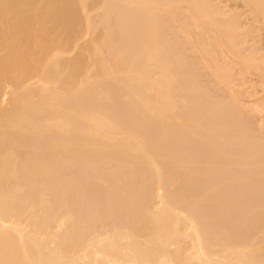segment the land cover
Instances as JSON below:
<instances>
[{
  "label": "rangeland",
  "instance_id": "374dc122",
  "mask_svg": "<svg viewBox=\"0 0 264 264\" xmlns=\"http://www.w3.org/2000/svg\"><path fill=\"white\" fill-rule=\"evenodd\" d=\"M16 1L12 0L13 3ZM50 1L31 0L35 4L33 8L40 11L36 10L40 13L39 19L51 17L49 21L44 19L45 24H41L44 23L43 19L39 21L40 25L38 22L34 23L37 18L33 19L35 15L32 14V17L31 11L33 13L36 11L33 8V10L28 9L26 5L24 6L29 10L27 11L30 15L26 12L29 17L25 14L27 16L24 18L26 17L25 20L32 18L33 22L30 21L38 27L36 31L39 33L45 27L47 31L53 32L48 31L52 37L50 35L47 37L49 41L53 39L48 56L51 59L45 60L48 70L53 67L58 72V68L65 66L68 68L66 72L64 71L66 74L62 72L60 74L66 77L68 73H72L69 71L73 69V65H76L79 71L72 70L77 75L74 73L70 77L68 75L69 80L66 77L64 80L61 78L63 84L58 79L63 76L56 74L52 77L47 73L42 83L44 80L42 78L45 77L41 76L44 72L42 67L44 64H41L42 66L39 64L36 74L34 72L29 76L30 78H27L30 83L27 79L24 81V84L25 82H27L26 85L28 84V86L25 85L27 90L21 88V86L24 88V84L18 85L19 87L15 89L7 86V90L6 85L2 84L1 87L3 86L9 94L12 92L11 97L8 94L9 99L20 95L19 91L22 95L31 88L28 94L32 95L31 101H34L33 105L26 108L25 112L29 113L22 114L21 123L24 119L27 120V128L23 129L24 124L21 123L16 126L14 123L3 122L5 121L3 118L6 117H0L3 119L0 121L5 123L2 129L7 127L12 132L14 128L15 133H12L15 134V139L18 134L16 140H13V137L9 138V143L6 142L9 144L8 148L5 144L3 146L9 151L10 161L15 157H18L15 161L24 158L23 162L18 161V166H15L17 162L14 161L13 163L16 164H13L9 161L17 168V173L12 171L8 174H18L17 177L20 180L24 178L23 170L25 169L31 175L33 172L35 174L36 168L44 167V164L49 168L51 164L46 162L49 158L51 160L48 162L51 163L55 158L58 161L56 166L63 164L64 166L60 167L71 168L70 170L73 166L74 168L78 166L79 169H76L79 172L76 174L78 173L79 177L78 179L77 176L73 177L74 182L66 176L65 182L58 179L55 185V179L52 182L53 174L47 176L52 177L51 180L48 179V182L45 180L47 177L44 179L39 175L44 179V184L50 183L49 188L46 185L45 188L44 186L32 188L35 185L34 181H31L28 187L29 181L26 183L27 181L22 178L21 184L24 183L26 188L18 184L20 180L16 176L17 180L14 181L13 174L12 178L5 176L3 182L0 180V186L5 188V192L10 188L13 190L16 183L21 187L16 188L17 185L13 190L14 193L9 191L11 192L9 195H6L8 192H3L5 193L3 195V189L0 190V195H3L0 197V211L10 225L13 224L17 227L16 229L38 237L34 236L38 241H33L34 238L25 233L30 237L29 241L32 239L31 243L26 242L28 238L23 243L26 245L28 243L29 247L25 245L28 252L31 247L33 249L32 252L30 251L33 257L29 253L31 256L29 258L32 261L41 259L42 264H137L135 254H141L139 257L144 259H140L139 264H264V0H74L73 3L72 0L71 4L66 0L69 5L64 0L66 2V4L62 2L64 6L73 5L74 7L75 3L74 8L79 11V13L75 11L78 14L73 12L76 16L72 13L71 20L67 22L71 24L74 17L75 25L81 24V27L74 25L76 32L81 31L77 33L74 31L75 36L72 33L73 41L71 39L67 41L69 37L63 34L62 28H59L57 23L61 22L62 14L54 8L55 5L53 10L55 9L59 15L55 13V10V12L51 10L53 14L49 11L52 8ZM57 1L61 3L60 0ZM2 2L6 3V6H2L5 8H1L0 11L2 14L6 10V14L9 11L8 16L5 14L8 19L13 15L9 8L14 7L15 4L7 7V1L0 0L1 5H3ZM48 3L50 5H46ZM29 4L32 5L30 2ZM55 4H57L56 1ZM44 6L51 8L43 10ZM26 8L22 9L23 14ZM45 9L53 17L55 14L58 18L53 19ZM41 12L44 17H41ZM2 14H0L1 17ZM12 17L9 19L12 20ZM3 18L2 21L7 20ZM9 19L5 21L6 24L8 21L12 23ZM10 29L13 30V26ZM4 32L7 35L6 31ZM42 33H40L42 40H39L40 35H37L39 38L36 42L29 41L28 36L24 34L28 42L36 43L33 45L39 51L36 50L33 55L37 56L40 53L39 42L46 39L47 32ZM10 35L8 33L9 40ZM20 35L23 37V34ZM26 39L23 42H26ZM9 40H2V42ZM8 44L10 41L6 45ZM1 45H5V42ZM55 45L58 47L57 50L51 48H55ZM2 46L0 47V61L2 60L0 63H3L10 54L3 50L8 51L11 45L8 49L7 46ZM61 47L65 49L64 52L58 51ZM68 47L69 51H66ZM30 49L26 48L27 55H31ZM52 49L55 51L53 52ZM26 51L21 52V55L22 53L26 55ZM56 52L60 55L56 56ZM91 52L94 54H92L93 58ZM74 59L78 60L79 66L77 63L74 64ZM59 60L63 62V65L60 64L59 67L58 64V68L57 66L55 68L53 63L60 62ZM138 70L143 72L138 74ZM38 72L41 77L38 76ZM47 76L53 80L47 79ZM49 80L50 85H48ZM57 80L59 81L56 82ZM64 81H71V83L67 82V84ZM64 84H66L65 88ZM110 84L114 85L117 91H121L111 93L110 91H114L115 87L109 86L110 90L106 86ZM73 85H79V87L73 88ZM92 85L97 88L94 92H99V94L95 93L96 98L98 97L95 102L100 99L103 107H100L102 111L99 110L102 112V115L99 114L102 119L95 114L97 118L93 115L95 118L92 116V119L96 120L93 121V119V123L90 121L94 127L102 129L93 128V130V125L87 123L86 116L82 115L85 120L82 117L75 119L76 121L82 119L87 123V129H78V132H83L81 135L84 138L82 137L81 140L87 136L91 137L90 139L98 137L97 142H94L97 145L95 154L102 153L103 156L100 155L96 163L97 167L93 165L98 156L95 159V155L91 154L93 150L95 151L94 148L86 151V155H84L85 151L81 152L85 160L79 158L80 161L76 159L75 162L73 154H57V150L52 148L57 146L60 137L58 140L50 138L54 137V134L57 135V132L60 136L61 133L64 134L65 137L62 136V139L67 138L69 134L71 137L76 135V132L70 133L72 131L69 124L70 119L72 123L74 122L71 116L74 117L75 113H68L63 107L68 104H62L67 101L69 105L72 104L69 107H74V102L85 99L84 96L87 95L80 96L78 92L88 93ZM49 86L53 92L55 91L54 94L49 91ZM57 89L63 91L58 90V93ZM79 89L81 90L78 91ZM127 89L128 91H124ZM44 90L47 93L50 92L52 97L42 94L45 93ZM91 93L89 92V95ZM39 94L40 97L37 99ZM100 94L101 97H99ZM93 95L92 98L95 97ZM102 95L103 101H101ZM47 97L50 99L46 100ZM51 98H54V101ZM9 99L1 103L0 114L2 111L10 110L12 100L9 101ZM90 99L91 96L88 100H80V105L86 102L84 108L94 107L97 110L99 101L94 103V99ZM109 99L112 101L109 102ZM45 100L47 105H43ZM150 102L164 105V111L162 104L159 109L153 108V113L160 114L161 110L162 115L155 116L152 109L147 108L156 104L151 105ZM51 103L55 105L49 108ZM136 106L139 111L134 108ZM46 109L50 111V114L47 111L43 112ZM51 110L57 113L54 114ZM62 110L68 114H64V111L62 114ZM83 111L85 114L90 112ZM97 113H99L98 110ZM36 114L42 122L38 120L39 118H35L33 122L32 115L36 117ZM44 115L45 119H42ZM53 115H57L55 118L58 117V119L50 120L54 118ZM64 115L66 119H69L70 128L65 127L67 130L63 133L61 128L65 123L62 118H65ZM29 121L34 124L29 125ZM52 121L56 124L51 123ZM78 122L72 124L73 128ZM80 122L83 124V121L80 120ZM7 123L14 125L16 129L12 125L6 126ZM37 127L40 130L36 129ZM41 129L45 131L41 132ZM9 131L5 132L9 133ZM84 133H88L87 136ZM38 137L42 139L41 143ZM24 139L27 140L28 145L31 144L29 150V147L21 145ZM75 139L76 141L71 140L73 143L67 139L65 142L69 145H73L74 142L81 143L77 135ZM139 141L146 142V145ZM24 142L26 143L25 140ZM36 143H39L37 146L43 144L46 149L43 148V151L38 147L36 149ZM16 145H18L17 149ZM47 146H50L49 149L52 150L50 151ZM10 147L14 148L13 151L16 149L15 154H11ZM143 147L144 150H141ZM19 149L23 150L22 152L25 151L23 154L28 152L26 157L22 154L20 157ZM21 151L19 153H22ZM38 154L42 159L44 154L48 158L46 160L44 158L46 163L40 159L42 163L40 161L38 163L43 164L42 166L32 163L36 161ZM80 154L78 157H81ZM65 155H68L66 159ZM67 157L69 162L73 161L68 163ZM70 157L73 159H69ZM154 158L157 163L159 162L158 167L153 162ZM53 162L52 164H55ZM21 163L25 165L22 164L24 167H21L23 175L19 166ZM32 164H35L36 168L32 169ZM74 168V171L72 170L73 172L69 174L75 176L77 170ZM41 170L45 171L43 168ZM64 172L67 173L66 170ZM62 176L61 174L58 177ZM26 178L29 179V177ZM35 178L37 177L31 176L30 180H36ZM63 183L66 184L63 185ZM56 188L58 189L55 190ZM2 197L6 199L2 201ZM167 199L171 204L167 205ZM169 205H171L170 208H167ZM163 206L167 208L166 212ZM5 227H8V224ZM39 261L35 264L40 263Z\"/></svg>",
  "mask_w": 264,
  "mask_h": 264
},
{
  "label": "bare ground",
  "instance_id": "6f19581e",
  "mask_svg": "<svg viewBox=\"0 0 264 264\" xmlns=\"http://www.w3.org/2000/svg\"><path fill=\"white\" fill-rule=\"evenodd\" d=\"M6 1H7V7H9L10 5H14V4H15V6H14V7L12 6V7L9 8V9H10V12L13 14V15H12L13 17L11 16V17H12V20L9 19V18H11L10 16H9V18H8V19L12 22V23H10V22L8 21L10 24H12V26H13V30L10 29V27L12 28V26H11L10 24H8V22H7V24H6V22H5V21L8 20L6 17L8 16L7 14L9 13V11H8L7 14H6L7 10H6V11L3 10V11H5V13H3V14H2V11H0V12H1L0 14L3 15L2 17L0 16V38H1V37L5 38V39H2V38H1V40H0V41H1V42H0V47L2 46L1 43L3 44V42H5V45H3L2 47H6V46H7L6 44H7L9 41H10V44H8V46L11 45V46H10L11 49H10V47H9V50H8V51H7V50H6V51L3 50L5 53L8 52V53H10V54H8V56H7V54H6L7 58H5V60L3 61V63H0V67H1V68H0V94L2 93V94H1V97H2V98H1V100H0V107H1V103L5 102V101H6L7 99H9V97H11V95H12V92L9 94V92L6 91V90H7V86H8V87H12V88L14 87V89H15L18 85H23V84H24V81H26V79H27L31 74H33L35 71L38 70V68H39V64H40V66H42L41 64H44V65L42 66L43 69H44V72H43V74H41V76H42V77L45 76V77L42 78V79H44V80L42 81V83L45 81V78H46L47 73L51 74V76L54 77L56 74L61 75L60 72L66 74V73H65V72H66L65 70H66V68H67V67H65V66L60 67V64L63 65V62H62L61 60H59L60 62H55V63H57V64L53 63V66H54V67L57 66V65L59 64V67H60V68H58V66H57V68H58V70H59V71H58L59 73H58V72L56 71V69H54L53 67H51L52 69H49V70L47 69V68H48V67H47L48 64H47L46 61H47L48 59H49L48 61H50V59H51L50 57L48 58V56H49V53H50V46H52V45H50V43L52 42L53 39L50 40V41L47 40V37H48L50 34H48V31H49V30L47 31V30H46V27H45V29H44V30H46V31H44V30L42 31V32H44V33L47 32L46 39H44L41 43L39 42L40 45H38V46H39L38 48L40 49V53L37 54V56H36V55H33L34 53H36V50L39 51V50L37 49V47H36L35 45H33V44H36L35 42H36V40H37L39 37H40L39 40H40V39L42 40V37H41V36H42V34H43L41 31H40V33H42V34H40L39 32L36 31V30H37V29H36L37 26L35 27L34 23L38 22V24L40 25V23H41V22H39L40 20L42 21V19H43V21H44V19H48V21H49V20H50L49 18H51V17H49V18H41V19H39V16H38V15H39L40 13H37V11H39V10H37V8H36V10H37V11H36L35 8H33L35 4H33V2H31V0H17V1L20 3V5H19V3L16 1L17 5H19V6H17L16 3H13L12 0H11L10 2H9V0H6ZM13 1H14V0H13ZM35 1H36V0H35ZM38 1H39V0H38ZM55 1L57 2L58 5L55 4ZM55 1H54V0H51V1H50V2H51V5H52V8L49 7V6H48L47 8L45 7L46 5H50V4L48 3V4H46V5L43 7V10H44V8H46L47 10H48L49 8H51V9H49V11H51V10H53V7H54L53 5H55L54 8H55V9L57 8L56 10H57L59 13L62 14V15H60V16H62V18L59 17V18H61V19H60L61 22L59 21V23H57V24H59V28H62V29H63V31H64L63 34H65V35H67V36L69 37V38L67 39V41H69V39H71V41H73L72 38H71V36L76 32V31H75V30H76L75 26H77V25H75L76 23L74 22V17H73V20H72V23H71L72 26H71V24H68V23H69V20H71L73 14L76 13V12L79 13V11H77V9L75 10V8H74V7H76V6H75V3H74V7H73V5H72V6H68L69 4H71V1H72V0H68V1H69V4H68V2L65 0V1L67 2V4H68V5H65V6L62 4V2H65L64 0H60L61 3H59L57 0H55ZM4 2H5V1H4ZM29 2L32 3L31 6H30V4L28 5ZM53 2H54V3H53ZM66 2H65V4H66ZM73 2H75V1L73 0L72 3H73ZM2 4H3V2H2ZM0 5H1V3H0ZM24 5H26V7H27L28 9H30V10H33V9H34V10L36 11L37 14H36V13H33V11H31V16H32V14H33V16H34V15H35V16L37 15V17L34 16L33 19L35 20V18H37L38 21L35 20L34 23H31V21L33 22L32 18L30 19L31 21H30L29 19L25 20L26 17L24 18V16H27L28 14L30 15V13L28 12L29 10H28ZM27 5H28L29 7H28ZM37 5H39V4H37ZM2 6H6V3L3 4V5H1V6H0V9H1V8H2V9L5 8V7H2ZM23 6H24V7H23ZM62 6H64V7H62ZM35 7H36V6H35ZM65 7H66V8H65ZM71 7H72V8H71ZM23 8H24V9L26 8V10H24V11H25L24 14H23V12H22V9H23ZM32 8H33V9H32ZM2 9H1V10H2ZM46 9H45V10H46ZM55 9H54V10H55ZM72 9H74V10H72ZM27 10H28V11H27ZM40 10H41V9H40ZM47 10H46V13H48ZM54 10H53V12L56 11V10H55V11H54ZM35 11H34V12H35ZM57 11H56L55 13H57ZM75 11H76V12H75ZM26 12H28V14H27ZM39 12H40V11H39ZM51 12H52V11H51ZM53 12H52V14H53ZM73 12H74V13H73ZM41 13H42V14H41V17H42V16H43V12H41ZM59 13H57V14L59 15ZM72 13H73V14H72ZM78 13H76V14H78ZM5 14H6L7 16H5ZM25 14H27V15H25ZM52 14H51L50 12L48 13L49 16H51ZM71 14H72V15H71ZM76 14H74V16H76ZM29 15H28L27 17H29ZM46 15H47V14H46ZM46 15H45V17H46ZM70 15H71V18H70ZM33 16H32V17H33ZM3 17H5L7 20H5V18H3ZM43 17H44V16H43ZM54 17H56L55 14H54ZM54 17H53V15H52V18H53V19H54ZM2 18H3V20H5V21H2ZM56 18H58V17H56ZM53 19H52V22L54 21ZM77 19L79 20L80 18H77ZM77 19H76V20H77ZM55 20H56V19H55ZM57 21H58V20H57ZM46 22H47V20H46ZM50 22H51V21H50ZM67 22H68V23H67ZM47 23H48V22H47ZM60 23H61V24H60ZM79 23H81V22L79 21ZM79 23H78V24H79ZM36 24H37V23H36ZM41 24H45V21H44V23H41ZM48 24H49V23H48ZM5 25H9L10 27H9V26H5ZM46 25H47V24H46ZM46 25H45V26H46ZM74 25H75V26H74ZM80 25H81V24H80ZM80 25L77 26V27H81ZM41 26H42V25H41ZM41 26H40V27H41ZM6 27H7V28H6ZM70 27H71V28H70ZM4 28H5V30H4ZM37 28H38V27H37ZM47 28H48V26H47ZM62 29H59V30H62ZM7 30H10V32H7ZM78 30H79V29H78ZM4 31H6V34H7V35H5V32H4ZM35 31H36V32H35ZM38 31H39V30H38ZM57 31H58V30H57ZM74 31H75V32H74ZM80 31H81V30H80ZM80 31H77V32H80ZM77 32H76V33H77ZM8 33L11 34V35L9 36L10 40L8 39ZM34 33H35L36 35H35ZM37 33H38V34H37ZM49 33H53V32H52V31H51V32L49 31ZM54 33H55V32H54ZM61 33H62V32H61ZM61 33H59V35H60ZM72 33H73V34H72ZM20 34H23V37H21L22 35H20ZM24 34L26 35V37L28 36L27 39H28L29 41H31V42H32V41H35V42H33V44H32L31 42H28V40L26 39V37H24V36H25ZM56 34H58V33L56 32ZM30 35H31L32 37H31ZM37 35H38V36L40 35V36L37 37ZM44 35H45V34H44ZM44 35H43V36H44ZM51 35H52V34H51ZM51 35H50V37H52ZM34 36H35V37H34ZM55 36H56V35H55ZM67 36H66L65 38H67ZM74 36H75V34H74ZM74 36H73V38H74ZM30 37H31V38H30ZM36 37H37V38H36ZM29 38H30V39L35 38V40H34V39H33V40H30ZM61 38H63V36H62ZM6 39L9 40V41H3V42H2V40H6ZM21 39H22V42H21ZM24 39H26L27 41H26V42L24 41L25 44H22V43H24V42H23ZM54 40H55V39H54ZM61 41H62V40H61ZM18 42H19V44H16V43H18ZM20 42H21V43H20ZM65 42H66V41H65ZM30 43L32 44V46L30 45ZM20 44H21V46H20ZM54 44H55V43H54ZM71 45H72V43H71ZM8 46H7V49H8ZM12 46H13V47H12ZM14 46H16V47H14ZM33 46H34V47H33ZM55 46H56V45H55ZM32 47H33V49H32ZM35 47H36V49H35ZM59 47H60V46H59ZM64 47H65V46H64ZM64 47H63V48H64ZM66 47H67V42H66ZM72 47H73V45H72ZM75 47H76V46H75ZM88 47H89V46H88ZM145 47H146V46H145ZM26 48H27V50L31 48V49H30V50H32L31 55H33V56H31V55H27V54H26V53H27ZM51 48L57 50L58 47L56 46L55 48H54V47H51ZM70 48H71V47H70ZM53 49H52V50H53ZM67 49H68V50H67ZM67 49H66V51H69V47H68ZM0 50H1V48H0ZM34 50H35V52H34ZM60 50H61V51L63 50V52H64L65 49H62V47H61V49L59 48L58 51H60ZM71 50H72V49H71ZM9 51H11V52H9ZM23 51H26V52H25L26 55L23 54V53H24ZM54 51H55V50H53V52H54ZM21 52H23L22 55H21ZM63 52H62V53H63ZM65 53H66V52H65ZM93 53H94V51H93ZM93 53L91 52V55H92ZM18 54H20L22 58H21L20 55H18ZM53 54H54V53H53ZM56 54H57V52H56ZM56 54H54V55H56ZM51 55H52V54H51ZM58 55H60V54H57L56 56H58ZM93 55H94V54H93ZM93 55H92V58H93ZM18 56L20 57V60H19V57H18ZM30 56H31V57H30ZM17 57H18V60H19V61L17 60ZM32 57H36V58L33 59ZM53 57H55V56H53ZM46 58H47V59H46ZM94 58H95V57H94ZM2 59H3V58H2ZM80 59H81V58H80ZM45 60H46V61H45ZM52 60H53V58H52ZM55 60H56V59H55ZM72 60H73V59H72ZM76 60H77V59H76ZM78 60H79V58H78ZM78 60H77V61H78ZM94 60H95V59H94ZM74 61H75V59H74ZM77 61H75L74 64H76V63L78 64ZM81 61H82V59H81ZM81 61H80V62H81ZM0 62H2V60H1ZM53 62H54V60H53ZM61 62H62V63H61ZM48 63H49V62H48ZM81 63H83V62H81ZM1 64H2V66H1ZM37 64H38V66H37ZM54 64H55V65H54ZM97 64H98V63H97ZM64 65H65V64H64ZM69 65H71V64H69ZM81 65H82V64H81ZM50 66H51V65H50ZM75 66H76V65H75ZM75 66L73 65V69H72V70L75 69V70L77 71L78 68L76 69ZM78 66H79V64H78ZM78 66H77V67H78ZM82 66H83V68H84V65H82ZM117 66H118V65H117ZM37 67H38V68H37ZM63 67H65V68H63ZM68 67L70 68V66H68ZM74 67H75V68H74ZM137 67H138V66H137ZM55 68H56V67H55ZM95 68H96V67H95ZM17 69H19V70H18L19 72L17 71ZM40 69H41V68H40ZM40 69H39V70H40ZM53 69H54V70H53ZM67 69H68V68H67ZM117 69H118V68H117ZM61 70H63V71H61ZM69 70H70V69H69ZM69 70H68V71H69ZM72 70L69 71V72H70V73H71V72L74 73ZM16 71H17V72H16ZM42 71H43V70H42ZM64 71H65V72H64ZM68 71H67V72H68ZM78 71H79V69H78ZM78 71H77V72H78ZM80 71H82V70H80ZM92 71H93V70H92ZM116 71H117V70H116ZM119 71H120V70H119ZM119 71H117V72H119ZM138 71H139L138 74H140V72H143V70H142V71L138 70ZM121 72H122V71H121ZM40 73H42V72H40ZM72 73H71V74H72ZM75 73H76V72H75ZM75 73H74V74H75ZM92 73H94V72H92ZM35 74H36V72H35ZM35 74H34V75H35ZM71 74L68 73V74H67V77H68V75H69V77H70ZM142 74H143V73H142ZM39 75H40V74H39V72H38V76H39ZM72 75H73V74H72ZM75 75H77V74H75ZM144 75H145V74H144ZM41 76H39V77H41ZM61 76H63V74H62ZM79 76H80V75H79ZM137 76H138V75H137ZM140 76H141V75H140ZM140 76H139V77H140ZM34 77H35V76H34ZM56 77L58 78V76H56ZM65 77H66V75L63 76V77H59L58 79H60V80L62 81V79L64 80ZM67 77H66V78H67ZM69 77H68V78H69ZM75 77H76V76H75ZM123 77H124V76H123ZM29 78H30V77H29ZM49 78H50V77H49ZM49 78H48V76H47V79H49ZM61 78H62V79H61ZM68 78H67V80H69ZM124 78H125V77H124ZM32 79H34V78H32ZM51 79H52V78H50V80H51ZM72 79H73V78H72ZM38 80H41V79L38 78ZM50 80L48 81V82H49L48 85L51 84ZM52 80H53V79H52ZM27 81H28V79H27ZM58 81H59V80H57L56 82H58ZM61 81H60V82H61ZM71 81H72V80H71ZM71 81H64V82H66V83H67V82H68V83L70 82V83H71ZM28 82H29V81H28ZM36 82H37V81H36ZM39 82H40V81H39ZM85 82H86V81H85ZM26 83H27V82H25V84H24V88H23V86H21L22 89H25V85H26ZM29 83H30V82H29ZM54 83H55V82H54ZM68 83H67V84H68ZM70 83H69V84H70ZM83 83H84V82H83ZM83 83H81V84H83ZM93 83H94V82H93ZM93 83H92V84H93ZM2 84H3V86L6 85V86H5V87H6V90H5V88H3V86L1 87ZM52 84H53V83H52ZM62 84H63V81H62ZM84 84H86V83H84ZM84 84H83V85H84ZM88 84H89V83H88ZM106 84H108V83H106ZM127 84H128V83H127ZM58 85H60V84H58ZM65 85H66V84H64L63 87H64ZM89 85H91V84H89ZM89 85H88V86H89ZM26 86H28V84H27ZM32 86H33V84H32ZM67 86H68V85H67ZM73 86H74V85H73ZM76 86L79 87V85H75L73 88H76ZM93 86H94V85L90 86V90L87 91L88 93H83L82 91H80V90L82 89L81 86H80L81 89L78 90V91H80V92H78V93L81 94L80 96H84V94H87L86 96H84L86 100H88V99L90 98V96H91V99H90V100H93L94 98H96L95 95H96V94H99L98 91L94 92V90L97 89V88H94ZM106 86L109 87V86H111V84H110V85H106ZM125 86H126V85H125ZM125 86H122V87H125ZM128 86H129V85H128ZM128 86H127V87H128ZM130 86H131V84H130ZM18 87H19V86H18ZM39 87H40V86H39ZM63 87H62V88H63ZM78 87H77V88H78ZM82 87H84V86H82ZM92 87H93L94 89H93ZM111 87L114 88L115 86L112 85ZM111 87H109L110 90H111ZM117 87H118V86H117ZM2 88H3V89H2ZM51 88H52V87H51ZM62 88H60V89H62ZM64 88H65V87H64ZM64 88H63V90H64ZM86 88H87V85H86ZM86 88L84 89V91L86 90ZM91 88H92V89H91ZM131 88H132V87H131ZM131 88H129V89H131ZM22 89H21V90H22ZM33 89H34V88H33ZM60 89H57L56 92H58V90H59V91H63V90H60ZM88 89H89V87H88ZM104 89H105V88H104ZM119 89H121V87H120ZM4 90H5V91H4ZM8 90H9V89H8ZM25 90H27V87H26ZM68 90H70L69 87H68ZM76 90H77V89H76ZM82 90H83V89H82ZM92 90H93V91H92ZM110 90H109V91H110ZM112 90H113V89H112ZM122 90H123V89H122ZM132 90H133V89H132ZM132 90H131V91H132ZM12 91H13V89H12ZM30 91H31V88L29 89L28 92H30ZM35 91H37V90L35 89ZM49 91H50L51 93H53V94H54V92H55V91L53 92V90L50 89V86H49ZM107 91H108V90H107ZM115 91H117V88H116V87L114 88V91H110V92L114 94ZM120 91H121V90H120ZM120 91L118 90L117 93H119ZM124 91H128V89H127V90H124ZM124 91H123V93H124ZM16 92H18V91H16ZM23 92H25V91H23ZM23 92H22V93H23ZM28 92L23 93V94L21 95V92L19 91L18 93H20V95H18V96H16V97H13V98H10V99H9V101L12 100V101H11V108H10V110L5 111V112H3V111L1 110L2 113L0 114V117H6V118H3V119H5V121H3V119L0 118L3 122L14 123L16 126H17V125H18V126L20 125V123H21V118H22V114H25V113L28 114V113H29L28 111L25 112V111H26V108H28L29 106L33 105L32 102H34V101H31V99H32L31 96H32V95H31V94H28ZM43 92H45V90H44ZM50 92L47 93V91H46L45 93H42V94H44L45 96H48V97H50V96L52 97V95H50ZM85 92H86V91H85ZM89 92H90V93L92 92L91 95H89ZM97 92H98V93H97ZM58 93H59V92H58ZM58 93H57V94H58ZM63 93H64V92H63ZM93 93H94V95H93ZM95 93H96V94H95ZM107 93H108V92H107ZM126 93H127V92H126ZM129 93H130V92H129ZM8 94L10 95L9 97H8ZM47 94H48V95H47ZM75 94H76V93H75ZM113 94H112V95L110 94V95L113 96ZM131 94L133 95V93H131ZM16 95H17V94H16ZM49 95H50V96H49ZM60 95H61V94H60ZM92 95L95 96V97L92 98ZM104 95L106 96V94H104ZM115 95H116V94H115ZM127 95H128V94H127ZM54 96H55V95H54ZM87 96H88V97H87ZM97 96H98V95H97ZM102 96H103V95H102ZM111 96H110V97H111ZM120 96H122V95H120ZM124 96H125V95H124ZM35 97H36V96H35ZM39 97H40V94L38 95L37 99H38ZM48 97L46 98V100L50 99V98H48ZM55 97H56V96H55ZM55 97H54V98H55ZM78 97H79V96H78ZM99 97H101V94H100ZM110 97H109V98H110ZM54 98H51V100L54 101ZM56 98H57V97H56ZM87 98H88V99H87ZM97 98H98V97H97ZM97 98L94 99L93 101H94V103H96V102L99 101V102L97 103V105L99 104V106L97 107V110H98L99 113H97V110H96V108L94 109V107H89V109H87V107L84 108V106H86V104H87L86 102H83V104L85 103L84 105H83V104L80 105L81 102H79V101H80V100L82 101V100H85V99H80V100L77 101V103L74 102L73 104H75V105H73V106L75 107V106L77 105L75 109H73L74 107H69V106L72 105V104L69 105V103H66L67 101H66V102H63L64 104H62V105L68 104V105L63 106V107L65 108L64 110L67 109L68 113H70V114H71V113H72V114L75 113V115H73L74 117L71 116V118H74V122H73V123H72V119H70L71 122H70L69 124H70V127H71V128L69 127V124H68L69 119H66V115H64L65 118L62 117V118L64 119L63 122H65V123H64V125H63L64 127L61 128V129H62L61 132L64 133V131H66L67 129L70 128V130L72 131V132H70V133H74V132H76V135L78 136V141H80L81 143L74 142V144L77 143L75 146H74V144H73V145H69V144H67V143L65 142V140L67 139L70 143H73V142H71V140H72V141H76V139H75V138H76V135H74L75 137H74V136L71 137V134H69L70 137H69V135H68V137L66 136L67 138L62 139L61 137L64 136V134H62V133L60 132V133H61V136H60V134L56 131V132H57V135L54 134V135H53L54 137H50V138H53V140H54V138H55V140H56V139L58 140L59 137H60V139H59L60 141H59V142L57 141L59 144L56 142V143H57V146L52 147V148H55V149L57 150V151H56V153L58 152L57 154H59V153H61V154H67V153H68V155H69V154L71 153V154L74 155V159L71 158L72 156H71L69 159H73L74 161L77 159V161H80V159L82 160V158H83L82 156H84V155L87 154L86 151H91V150H93V148H94L95 151L93 150V152H92V153L90 152V153H91L93 156L95 155V156H94L95 159H96V156H98L97 161L94 159V160H95V164H94V163H93L94 165L92 164L93 166H96V163L98 162L99 158H100L101 156H103L102 153H101L102 155H101L100 153H99V154H95V152H96V148H95V147L97 146L95 143L97 142L98 137H96L97 139H95V137H93L92 139H90L91 137L87 136V134L89 133L88 130H87L88 133H84V135L86 134L87 137H85V139H82V140H81L82 137L84 138V136L81 135L83 132H82V131H81V133L78 132V131H79L78 129H80V130H82V128H83V129H87V126H86L87 123H89V124L92 126V125H93V124H92L93 121L96 120V119H94L95 116H96L95 114H97V115L99 116V118L101 117V115H102L101 113H102V112H100L99 110L102 111V109H100V107H101V106L103 107V105H101L100 99H99L98 101L95 102V100H97ZM106 98H107V97H106ZM118 98H119V97H118ZM57 99H58V98H57ZM42 100H43V99H42ZM46 100L44 101L43 105L46 104ZM61 100H62V99H61ZM90 100H89V101H90ZM103 100H104V96L102 97L101 101H103ZM107 100H108V99H107ZM110 100H111V99H109V102H110ZM39 101H40V100H39ZM52 101H51V102H52ZM111 101H112V100H111ZM115 101H117V100H115ZM118 101H120V99H119ZM152 102H153V101H152ZM54 103H56V102H54ZM58 103H60L59 99H58ZM58 103H56V104L58 105ZM155 103H156V104H155ZM155 103H153V104H155V105H153V104L150 102V104L153 105V106H152V107H147V108H150V110L152 109V110H151L152 113H153V108H154V107H157V108L159 109L160 104H162V103H160V104L158 105L157 102H155ZM8 104H9V102L7 103V105H8ZM78 104H79V105H78ZM115 104H116V103H115ZM130 104H131V106H132V103H131V102H130ZM46 105H47V104H46ZM46 105H45V106H46ZM49 105L51 106V107L49 106V108H52V106L55 105V104L51 103V104H49ZM60 105H61V104H60ZM116 105H117V104H116ZM127 105H128V104H127ZM156 105H157V106H156ZM36 106H37V105H36ZM45 106H44V107H45ZM128 106H129V105H128ZM149 106H150V105H149ZM54 107H55V106H54ZM63 107H62V108H63ZM161 107H163V111H164L165 109H164V105H163V104L161 105ZM31 108H32V107H31ZM91 108H92V110H90ZM116 108H117V107H116ZM134 108H137V110L139 111V109H138L137 106L134 107ZM35 109H36V108H35ZM43 109H45V108H43ZM68 109H69V110H68ZM82 109H83V110H86V111L89 110L90 112L88 113V111H87L88 114H85L84 111H83ZM93 109L96 110V112H94ZM114 109H115V108H114ZM155 109H156V108H155ZM155 109H154V110H155ZM5 110H6V108H5ZM30 110H31V109H30ZM64 110H62V114H63V111H64ZM45 111H47V109L44 110L43 112H45ZM51 111H52V110H51ZM55 111H56V110H55ZM91 111H92V112H91ZM151 111H150V112H151ZM156 111H157V110H156ZM156 111H155V112H156ZM32 112H33V110H32ZM35 112H36V111H35ZM43 112H42V113H43ZM47 112H48V111H47ZM93 112H94V114H93ZM110 112H111V110H110ZM115 112H116V110H115ZM117 112H118V111H117ZM140 112H141V111H140ZM48 113L50 114V111H49ZM52 113H54V111H52ZM55 113H57V111H56ZM55 113H54V114H55ZM65 113H67V112L64 111V114H65ZM68 113H67V114H68ZM90 113H92V115H91ZM112 113L114 114V112H112ZM152 113H151V114H152ZM158 113H159V112H157V113H153V114H154L155 116H157L156 114H158ZM161 113H163V112L160 110V114H158V115H162ZM32 114H33V113H32ZM99 114H101V115H99ZM151 114H150V115H151ZM1 115H2V116H1ZM82 115H83L84 117L86 116V121H87V123L84 121L85 119L83 118ZM93 115H95V116H93ZM27 116H29V115H27ZM27 116H26V118H27ZM32 116L34 117V118H33V122L35 121V120H34L35 118H37V119L39 118L38 120H41L40 117H38V114H36V117H35L34 115H32ZM53 116H54V115H53ZM53 116H52V117H53ZM55 116H57V115H55ZM55 116H54V118H52V119L50 118V120L58 119V117L55 118ZM87 116H88V117L91 116V117H89V119H88ZM92 116L94 117V118H93L94 120L92 119ZM48 117H49V115L47 116V118H48ZM69 117H70V116H69ZM79 117H82V119H84V120H82V119H77V121H79V122L76 123L77 125L75 124V126H74V128H73L72 124H74L75 122H77L75 118H79ZM96 118H97V116H96ZM37 119H36V121H37ZM42 119H45V115H44V117H42ZM65 119L67 120V122H66ZM100 119H102V118H100ZM28 120H29V119H28ZM80 120L83 121V124L80 122ZM88 120H89V121H90V120H91V121L93 120V121H92V123H91V121L89 122ZM116 120H117V117H116ZM24 121H25V122H24ZM24 121H23V123H21V124H22V125L24 124V125L26 126V124H28V121L25 120V119H24ZM48 121H49V120H48ZM101 121H102V120H101ZM118 121H119V120H118ZM3 122L0 121V125L2 124V125H1V129H2V126H5V125H4L5 123H3ZM26 122H27V123H26ZM29 122H30V121H29ZM41 122H42V120H41ZM41 122H40V123H41ZM49 122H50V121H49ZM53 122H54V121H52L51 123H53ZM57 122H58V121H57ZM60 122H61V121H60ZM97 122H98V121H97ZM8 123H7L6 126H11V125H12V124L9 125L10 123H9V124H8ZM35 123H36L37 125H39L37 122H35ZM51 123H50V124H51ZM54 123H55V122H54ZM85 123H86V124H85ZM98 123H99V122H98ZM31 124H34V123H31V122H30L29 125H31ZM46 124H47V122H46ZM55 124H56V123H55ZM65 124H67V125H65ZM79 124H80V125H79ZM84 124H85V125H84ZM24 125H23V129H24V128H27V126L25 127ZM44 125H45V123H44ZM48 125H49V124H48ZM90 125H89V127H88L89 129L91 128ZM95 125H96V124H95ZM100 125H101V123H100ZM12 126H14V125H12ZM39 126H41V125H39ZM42 126H43V124H42ZM51 126H54V125L51 124ZM51 126H50V127H51ZM57 126H58V125H57ZM57 126H55V127H57ZM76 126H77V127H76ZM14 127H15V126H14ZM28 127L30 128V126H28ZM45 127H47V125H46ZM60 127H61V126H60ZM65 127H66V128L69 127V128L66 129ZM75 127H76L77 129H76ZM85 127H86V128H85ZM3 128H5V129H2L3 132L0 131V180H1V181H2V180H5V179H3V178H5V176H6V177H7V176L10 177V176L13 174V173H12V174L9 175L8 173H10V172H12V171H13V172H16V171H17V168H16L15 166H18V161H19V160H20L21 162H23L22 159H24V158H20V157H22V155H24V157H26L25 155L28 153V152H26L25 154H23L25 151L22 152V151H23V150L21 151L22 148L19 149V150L22 152V153H19L20 151L18 152V154H20V157H19L20 159H18V161H15L16 158H18V157H15L14 159H12V160H11L12 163L15 161V162H17V164H16V163H13V164H16V165H15V166H14V165H11V163H9L11 157H10V155L8 154L9 151H8V149L5 148V146H7V148H8V146H9V144H8V143H9L8 140H9V138L12 139V138L14 137L15 134H13V133H15V132H13V131H14V128H13V131H12L13 133L11 132V130L9 131V129H8L7 127H3ZM6 128H7V130L9 131V133H6V132H5V131H7ZM17 128H19V127H17ZM20 128H22V126H21ZM32 128H33V127H32ZM41 128H43V127H41ZM53 128H54V127H53ZM64 128H65V130H64ZM93 128H97V127H94V125H93V126H92V129H93ZM99 128H101V127H99ZM99 128H97V129L99 130ZM1 129H0V130H1ZM11 129H12V127H11ZM15 129H16V127H15ZM36 129L40 130L39 127H37ZM43 129H44V128H43ZM43 129H41V130H42L41 132L45 131V130H43ZM55 129H56V128H55ZM75 129H76V130H75ZM101 129H102V128H101ZM29 130H30V129H28V131H29ZM50 130H51V129H50ZM56 130H57V129H56ZM58 130H59V127H58ZM93 130H94V129H93ZM28 131H27V132H28ZM31 131H32V129H31ZM46 131H47L48 134H50V133L48 132V131H49L48 129H46ZM68 131H69V130H68ZM24 132H25V130H24ZM24 132H22V133H24ZM27 132H26V133H27ZM34 132L37 133L36 131H34ZM41 132H40V135L42 134ZM50 132H51V131H50ZM94 132H96V131H94ZM94 132H93V133H94ZM10 133H11V134H10ZM54 133H55V132H54ZM66 133H68V132H66ZM66 133H65V134H66ZM77 133H78V134H77ZM79 133H80V134H79ZM90 133H91V131H90ZM100 133H101V132H100ZM20 134H21V133H20ZM27 134H28V133H27ZM33 134H34V133H33ZM97 134H98V133H97ZM9 135H10V136L12 135V136L9 137ZM17 135H18V134H16V139L18 138ZM25 135H26V134H25ZM37 135H38V134H37ZM44 135H45V134H44ZM44 135H43V136H44ZM55 135H56V137H55ZM79 135H80V136H79ZM91 135H92V133H91ZM94 135L96 136L95 133H94ZM46 136H47V134H46ZM57 136H58V138H57ZM92 136H93V135H92ZM102 136H103V135H102ZM39 137H40V136H39ZM39 137H38V138H39ZM64 137H65V136H64ZM40 138H41V137H40ZM40 138H39V139H40ZM42 138H43V137H42ZM69 138H74V139H69ZM100 138H101V137H100ZM141 138H142V137H141ZM11 139H10V140H11ZM14 139H15V137L13 138V140H14ZM16 139H15V140H16ZM142 139H144V138H142ZM24 140L26 141V143L24 142ZM24 140H22L24 144H23L22 141H21V143H22L21 145H22V146H25V147L28 148L31 144L28 145L27 140H26V139H24ZM30 140H31V139H30ZM35 140H36V138H35ZM41 140H42V139L39 140L40 143H41ZM95 140H96V141H95ZM144 140H145V139H144ZM39 141H38V142H39ZM6 142H8V143H6ZM19 142H20V141H19ZM94 142H95V143H94ZM139 142H141V143L143 142V144L146 143V142H144V141H139ZM139 142H138V143H139ZM17 143H18V142H17ZM31 143H32V142H31ZM52 143H53V142H52ZM4 144H5V146H3ZM6 144H8V145H6ZM26 144H27L28 146H26ZM101 144H102V143H101ZM12 145H13V144H12ZM19 145H20V144H19ZM37 145H39V143H38V144H37V143L35 144L36 149H37V147H38L40 150H42L43 148L46 149V147H44L43 144L40 145V146H37ZM48 145H49V144H48ZM53 145H54V144H53ZM55 145H56V144H55ZM138 145H139V144H138ZM145 145H146V144H145ZM145 145H144V147H145ZM14 146H15V145H14ZM14 146H13V147H14ZM73 146H74V147H73ZM140 146H143V145H140ZM33 147H34V146H33ZM47 147H48V146H47ZM49 147H50V146H49ZM49 147H48V149H49ZM144 147H143V149H141V150H144ZM3 148H5V149H3ZM17 148H18V145H16V149H17ZM140 148H141V147H140ZM1 149H3V150H1ZM13 149H14V148L11 149V147H10V150H11V154H12V155L16 153V149H15L14 151H13ZM29 149H30V147L28 148V150H29ZM32 149H33V148H32ZM39 149H38V150H39ZM44 149H43V150H44ZM55 149H54V151H55ZM5 150H6V151H5ZM24 150H25V149H24ZM34 150H35V149H34ZM43 150H42V151H43ZM49 150H50V149H49ZM51 150H52V149H51ZM51 150H50V151H51ZM12 151H13V152H12ZM76 151H77L78 153H77ZM83 151H85L86 153H85L84 155H83V153H82V155H81L80 153L83 152ZM99 151H100V150H99ZM14 152H15V153H14ZM75 152H76V153H75ZM39 153H40V151H39ZM74 153H75V154H74ZM90 153H89V154H90ZM93 153H94V154H93ZM21 154H22V155H21ZM40 154H41V153H40ZM40 154H38L37 156L35 155V156L37 157V159H36L37 162H36V161H33L32 163H36V165L39 166L40 163H42V162H43V163H46V162H47V163L51 164V165H50L51 168H50V167L48 168V165H47V167H46L45 164H44V165L42 164L44 167H40V168H38V169H40V171H38V169L35 167L36 165H35V164H32L31 167H32V169H33L34 167L36 168L37 171H35V174H36V172H37V174L35 175L34 172H33V173H31V175H29L30 172H28V170H26V169L23 170V169L21 168V167H24V166H25L24 163H21V164L19 165L20 168H21V174H22L23 171H24L25 174H26V175H25V174H24V175L22 174V175L24 176V178H23V177H22V178L25 179V180L27 181L26 183H28V181H29V183H28V187L30 186L29 184L31 183V181H34L35 185H36V182H37V185H39V186H37V185H36V186L33 185L34 187H32V188H36V187L38 188V187H42V186H44V188H45V185L47 186V188H49L50 183H49V185H47L46 182H45L46 184H44V179H45L47 176H49V175L52 176V174H53V176H52L53 178H52V177H47V179H45V180L48 182L49 180H51L50 178H52V182H53L54 179H55V182H54L55 185H56V182H58L59 180H63V182H65L66 179H67L68 177H69L68 179H70V181H74V180H73V177H76L77 174H78V173L76 174V172H79V170H77V169H79V168H77L78 166L76 167L77 169L74 168V166H73V168L77 170V171H75V176H74V175H72V174H69V173H71V172L74 171L73 168H72V170H73V171H72V170H70L71 168H70V169H69V168L67 169V167H66V168H65V167H60V166H62L63 164H62V165L59 164V166H56V163H57L58 161H57L55 158L53 159V161L55 162V160H56V162H55V164H52L53 161H51V163L48 162V161L51 160L50 158L48 159L47 156L44 154V155H42V157H43V159H42V158L40 157ZM79 154H80L81 157H78ZM32 155H34V154L32 153ZM68 155H65V159H66V156H68ZM92 155H90V156H92ZM100 155H101V156H100ZM44 156H46V157H44ZM62 156H64V155H62ZM75 156H76V157H75ZM151 156H153V155H151ZM38 157H39V158H38ZM77 157H78V158H77ZM9 158H10V159H9ZM44 158H45V160H46V159H48V160H47L46 162H44V161H45ZM79 158H80V159H79ZM102 158H103V157H102ZM40 159H42V162H41ZM83 159H84V158H83ZM89 159H91V158H89ZM92 159H93V158H92ZM33 160H34V159H33ZM73 160H72V161H73ZM84 160H85V159H84ZM94 160H93V161H94ZM101 160H102V159H101ZM101 160H100L99 162H101ZM155 160H156V159L154 158V161H153V162L156 163L155 165L159 164V162L157 163ZM11 161H10V162H11ZM39 161H40V163H38ZM67 161H68V157H67ZM70 161H71V160H70ZM72 161H71V162H72ZM91 161H92V160H91ZM93 161H92V162H93ZM30 162H31V161H30ZM54 162H53V163H54ZM71 162L68 161V163H71ZM75 162H76V161H75ZM27 163H28V162H27ZM66 163H67V162H66ZM66 163H65V164H66ZM22 164H23L24 166H23ZM75 164H76V163H75ZM34 165H35V166H34ZM42 165H40V166H42ZM52 165H53V166H52ZM73 165H74V163H73ZM82 165H83V164H82ZM82 165H81V166H82ZM92 165H91V167H92ZM13 166H14V167H13ZM29 166H30V165H29ZM63 166H64V165H63ZM98 166H99V165H98ZM158 166H159V165H157V167H158ZM11 167H12V168H11ZM84 167H85V166H84ZM96 167H97V166H96ZM26 168H27V169H30V167L28 168V166H26ZM41 168H43V170H45L46 172H45V171H42ZM44 168H45V169H44ZM93 169H94V168H93ZM22 170H23V171H22ZM51 170H52V171H51ZM65 170H66L67 173L64 172ZM68 170H69L70 172H69ZM83 171H84V170H83ZM38 172H40V173H38ZM50 172H51V173H50ZM16 173H17V172H16ZM49 173H50V174H49ZM14 174H15V173H14ZM14 174H13L12 176H14V181H15L16 177L19 176V175H18V174H17V175H16V174L14 175ZM61 174H62L63 176H62V177H58V176L61 175ZM80 174L82 175L83 173L81 172ZM27 175H28V176H27ZM39 175H41L40 177H42V178H44V179L40 178ZM54 175H57V176L55 177ZM69 175H70V176H69ZM12 176H11L10 178H12ZM15 176H16V177H15ZM25 176H26V177H29V179L26 178ZM31 176H36V177H37V178H35L36 180H34V179H33V180H32V179L30 180V177H31ZM66 176H67V178H66ZM71 176H72V177H71ZM9 177H8V178H9ZM57 177H58V178H57ZM78 177H79V176H77L76 178L78 179ZM8 178H6V180H9V179H10V178H9V179H8ZM18 178H19V177H17V179H18ZM22 178H21V180H23ZM61 178H62V179H61ZM76 178H74V179H76ZM17 179H16V180H17ZM41 179H42L43 181H41ZM48 179H49V180H48ZM58 179H59V180H58ZM71 179H72V180H71ZM79 179H80V178H79ZM19 180H20V178H19ZM19 180H18V181H19ZM21 180H20V183L18 182L19 185L21 184ZM37 180H39L40 182H38ZM2 182H3V181H2ZM42 182H43V183H42ZM74 182H75V181H74ZM22 183H23V182H22ZM11 184H13V183H11ZM18 184L16 183L15 185L17 186ZM40 184H42V185H40ZM43 184H44V185H43ZM64 184H66V183H63V185H64ZM13 185H14V184H13ZM13 185H11V187H13ZM19 185H18V187H16V186H15V187H16V188H19V187H20ZM21 185H24V186L26 187V185H25L24 183L21 184ZM67 185H68V183H67ZM77 186H78V185H77ZM0 187H2V185H1ZM5 187H6V186H5ZM15 187H14L13 190L16 189ZM22 187H23V186H22ZM8 188H9V187H7V189H8ZM20 188H21V187H20ZM26 188H27V187H26ZM1 189H3L2 193L5 192V188L2 187V188H0V190H1ZM10 189H11V188H10ZM10 189L7 190L8 194H6V195H9V193H11V192H9V191H12V192H13V190H12V189L10 190ZM57 189H58V188H56L55 190H57ZM31 190H32V189H31ZM33 190H34V189H33ZM7 192H5V193H7ZM16 192H18V191H16ZM0 193H1V192H0ZM5 193H3V195H5ZM13 193H14V192H13ZM13 193H12V194H13ZM12 194H11V195H12ZM15 194H16V193H15ZM3 195L1 194L0 197L3 196ZM13 195H14V194H13ZM5 197H6V196H5ZM2 198H3V197H2ZM2 198H1V200L3 201V200H5L7 197H6L5 199H4V198L2 199ZM164 201H165V200H164ZM168 202H169V201H168V199H167V200H166L167 205H168V204H171V203H168ZM4 203H5V202H4ZM170 206H171V205H169V207H167V208H170ZM2 207H3V203H2ZM163 207H164V206H163ZM164 208H165V207H164ZM164 208H163V210H164ZM167 208H165V210H164L165 212H166ZM161 212H162V210H161ZM1 213H2V212L0 211V264H35V262H36V261H39V260H40L39 262L41 263V259H38V260L34 259V260L32 261V260L29 258V257H31V256L33 257V253H31V252H32L31 250H33V249H32V247H31V245H30L31 249H29V250H30L31 252H30V251L28 252V249H27V247H26V246L28 245V243H27V245H26V244H23V243H24V240H26V239L28 238V239L26 240V242L29 241V239H30L31 236H32V238H34V236H35V238H38V237H36V235H31V234H29V233H26V231H25L26 234H29V235H30V237L26 236V234L23 232V230L20 231V229H19V230L16 229L17 227H16L15 225L13 226L12 223H11L12 225H10V224H9V221L6 219L5 215H3V214H1ZM7 221H8V222H7ZM6 224H8V227H5ZM197 232H198V230H197ZM198 233H200V232H198ZM201 233H202V231H201ZM197 235H199V234H197ZM199 237H200V236H198V239H199ZM35 238L33 239V241H34V240H37V239H35ZM19 240H20V241H19ZM199 240L201 241V239H199ZM31 241H32V239H31ZM31 241H29V242L31 243ZM37 241H38V240H37ZM30 243H29V244H30ZM32 243H33V242H32ZM33 244H34V243H33ZM25 245H26V246H25ZM24 246H25L26 248H25ZM28 247H29V245H28ZM24 249H25V250H24ZM201 249H202V248H201ZM204 249H205V247H204ZM204 249H203V250H204ZM204 251H205V250H204ZM26 252H27L28 254H27ZM29 253H31V254H30L31 256L29 255ZM204 253H206V252H204ZM38 255H39V254H38ZM140 255H141V254H140ZM140 255H136V254H135V256H137V257H136V260H137L136 263H137V264H139V263L141 262V260L144 259L143 257H142V258L139 257ZM35 256H36V255H35ZM36 257H37V256H36ZM40 257H41V255H40ZM38 258H39V257H38ZM41 258H43V256H42ZM134 259H135V257H134ZM140 259H141V260H140ZM145 261H146V260H145ZM146 262H147V261H146ZM146 262H144V263H146ZM40 263H36V264H40ZM142 263H143V261H142ZM41 264H42V263H41Z\"/></svg>",
  "mask_w": 264,
  "mask_h": 264
}]
</instances>
